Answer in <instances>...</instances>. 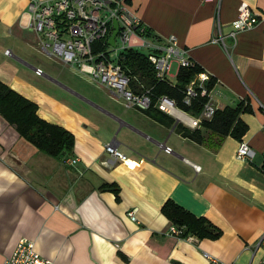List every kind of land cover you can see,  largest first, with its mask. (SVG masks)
I'll use <instances>...</instances> for the list:
<instances>
[{"label": "crops", "instance_id": "crops-1", "mask_svg": "<svg viewBox=\"0 0 264 264\" xmlns=\"http://www.w3.org/2000/svg\"><path fill=\"white\" fill-rule=\"evenodd\" d=\"M30 2L0 0V80L35 102L41 118L75 136L67 156L78 161L71 165L39 151L0 116V264L23 238L54 264H213L206 252L226 263L258 264L262 251L256 246L264 236V21L240 32L236 43L229 33L242 3L263 15L264 0L130 2L151 37L175 35L216 80L211 95L217 109L249 108L240 114L248 126L242 138L192 127L186 112L181 119L168 114L176 122L167 126L144 109L126 108L100 84L43 54L38 35L23 22ZM221 31L227 48L213 41ZM42 67L47 72L39 75ZM180 69H172L173 86ZM176 123L199 129L201 142L183 137ZM243 140L255 151L251 161L237 157ZM108 143L127 160L105 164ZM168 200L206 217L222 234L193 240L169 234L173 224L162 212ZM135 207L137 221L128 216Z\"/></svg>", "mask_w": 264, "mask_h": 264}, {"label": "built area", "instance_id": "built-area-1", "mask_svg": "<svg viewBox=\"0 0 264 264\" xmlns=\"http://www.w3.org/2000/svg\"><path fill=\"white\" fill-rule=\"evenodd\" d=\"M217 1L220 5L222 0ZM119 23L118 34L115 38V46L108 43L113 32V21ZM38 35L40 50L47 56L58 59L66 66H70L89 80L106 88L110 95L123 100L126 108L148 109L152 105L151 89L142 93H136L131 88V77L126 73L120 63V53L128 49H141L154 67L155 77L158 81L170 82V75L175 64L179 68L193 67L197 63L188 55V50L179 45L175 35L161 39L156 35L146 36L147 27L139 16L130 8L128 0H31L27 14L23 22ZM264 21V14L257 15L248 3L244 2L239 8L238 18L233 22L230 31L235 43L238 34L242 31L254 28ZM120 39L122 45L119 46ZM222 43L226 48L225 35L221 31L213 40ZM105 47L96 50V44ZM146 50V51H145ZM7 55H12L10 49ZM38 74H43L40 68H36ZM212 76L203 69L198 73L183 90V102L191 106L201 96H207L199 116L186 119L192 127L199 126L204 120H211L217 107L213 104L211 90L207 84ZM156 106L163 112L183 118V111L177 107L176 101L167 95L158 98ZM185 120V119H184ZM184 122V121H183ZM110 158L104 161L110 165L115 160H127V155L120 151L114 143L105 146ZM167 152H172L171 147H165ZM255 156L254 149L246 141H241L237 151V157L251 161ZM77 158H67L65 163L75 164ZM196 171L201 167L192 163ZM264 173V166L262 167ZM138 208L128 211V216L137 221ZM169 234L180 237L182 229L171 226ZM188 240L194 238L189 236ZM261 250L262 255L258 264H264V236L258 241L256 250ZM205 256L213 264L226 263L217 257L205 253ZM3 264H54L50 259L42 256L36 250V243L32 240L20 239L13 253Z\"/></svg>", "mask_w": 264, "mask_h": 264}, {"label": "trees", "instance_id": "trees-1", "mask_svg": "<svg viewBox=\"0 0 264 264\" xmlns=\"http://www.w3.org/2000/svg\"><path fill=\"white\" fill-rule=\"evenodd\" d=\"M129 3L131 0H128ZM146 36H151L150 29H145ZM96 50L105 49L102 44H96ZM120 63L126 73L131 77V88L136 93H142L151 89L152 105L144 109L147 114L160 123L167 126L175 124L176 120L161 111L157 106V100L162 95H167L176 101L177 107L190 116H199L208 101L207 96L196 99L191 106L183 102V90L190 81L203 68L200 65L193 67H182L177 75V84L173 86L167 81H158L155 77L154 67L147 55L137 49L131 48L120 53ZM216 80L212 77L207 84L212 90ZM246 110L242 103L236 107L217 109L210 121H202L201 125L212 132L225 137L232 135L242 138L247 131V124L240 118V114ZM0 116L5 118L11 125L15 126L20 136L50 156L65 160L69 158L67 153L73 149L75 136L67 129L52 124L38 114V105L26 98L13 88L0 80ZM176 130L183 137L189 138L197 143L202 140V132L199 129H190L182 123H176ZM106 188L113 190L118 195V190L113 185L105 184ZM163 214L174 225L182 229L181 238L198 237L200 239H216L222 231L204 216L198 217L189 210L180 206L172 200H168L162 207Z\"/></svg>", "mask_w": 264, "mask_h": 264}, {"label": "water", "instance_id": "water-1", "mask_svg": "<svg viewBox=\"0 0 264 264\" xmlns=\"http://www.w3.org/2000/svg\"><path fill=\"white\" fill-rule=\"evenodd\" d=\"M118 30H119V23H118L117 20H114L113 21V32H112V34H111V36L109 38V41H108V43L110 45H112V46H115L116 45L115 38H116V36L118 34Z\"/></svg>", "mask_w": 264, "mask_h": 264}, {"label": "rangeland", "instance_id": "rangeland-1", "mask_svg": "<svg viewBox=\"0 0 264 264\" xmlns=\"http://www.w3.org/2000/svg\"><path fill=\"white\" fill-rule=\"evenodd\" d=\"M118 44H119V46H121L122 45V43H121V41H120V39L118 40ZM141 51H143L142 49H141ZM146 51V50H145ZM44 54V53H43ZM37 55H38V57H40V58H43L44 56H41L39 53H37ZM45 55V54H44ZM47 56V55H46ZM47 57H50V56H47ZM50 58H53V57H50ZM43 59H45L46 60V58H43ZM42 62H40V64H41ZM59 69H61V70H64V68L66 67V66H64L63 64L62 65H56ZM43 68V67H42ZM42 68H40L42 71H43V74H44V71L45 72H47L44 68V70L42 69ZM67 69H69L68 67H67ZM39 75H42V74H39ZM79 76V75H78ZM78 76H76L75 75V77H76V79H78V81H81V82H83V83H87L85 80H82L81 78H79ZM123 101V100H122ZM133 108V107H132Z\"/></svg>", "mask_w": 264, "mask_h": 264}]
</instances>
